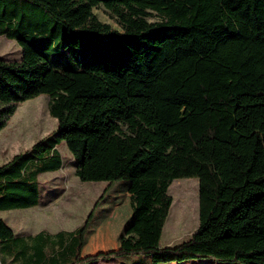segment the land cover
Returning <instances> with one entry per match:
<instances>
[{
  "label": "trees",
  "instance_id": "1",
  "mask_svg": "<svg viewBox=\"0 0 264 264\" xmlns=\"http://www.w3.org/2000/svg\"><path fill=\"white\" fill-rule=\"evenodd\" d=\"M0 36L22 50L0 59V131L40 95L56 120L0 165V212L39 204L60 142L81 182H105V193L127 181L131 209L117 249L88 256L94 209L55 234L19 236L0 219L1 264H264V0H0ZM49 43L56 55L42 53ZM181 178L198 181V226L161 246L167 189Z\"/></svg>",
  "mask_w": 264,
  "mask_h": 264
},
{
  "label": "rangeland",
  "instance_id": "2",
  "mask_svg": "<svg viewBox=\"0 0 264 264\" xmlns=\"http://www.w3.org/2000/svg\"><path fill=\"white\" fill-rule=\"evenodd\" d=\"M92 12L100 22L117 29L104 8L99 7ZM150 21L158 20L153 17ZM58 36L62 37V33L60 32ZM44 45L46 49L42 53L56 55L52 43ZM21 56L22 50L18 43L0 36V59L19 61ZM85 59L86 55L83 54L81 61ZM48 102L47 95H40L17 106L14 114L0 131V165L8 162L13 156L29 150L32 145L56 129V120L48 112ZM45 143L48 144L47 141ZM57 150L62 158L61 169L38 176L40 205L29 209L0 212V219L19 236L35 234L41 230L55 233L62 230L73 231L80 227L94 209L85 232L82 256L117 249L120 238L131 223L127 188L129 183L115 182L103 193L107 186L105 182H81L75 176V160L63 142L59 143ZM167 194L171 198V205L162 230L161 246L186 241L198 226L197 179H175L169 185ZM145 260L146 257L135 256L117 258L115 261L117 264H150ZM193 262L227 264L201 260ZM92 264L115 263L100 260Z\"/></svg>",
  "mask_w": 264,
  "mask_h": 264
},
{
  "label": "crops",
  "instance_id": "3",
  "mask_svg": "<svg viewBox=\"0 0 264 264\" xmlns=\"http://www.w3.org/2000/svg\"><path fill=\"white\" fill-rule=\"evenodd\" d=\"M127 188H128V186H127ZM41 202V201H40ZM40 202H39V204L37 205V206H39L40 205ZM37 206H35V207H37ZM29 209V208H28ZM13 211V210H12ZM41 231H44V230H41ZM41 231H39V232H41ZM63 231V230H62ZM14 232V231H13ZM39 232H37V233H39ZM47 232V231H46ZM58 232H60V231H58ZM15 233V232H14ZM37 233H35V234H37ZM49 233V232H48ZM55 233H57V232H55ZM55 233H50V234H55ZM16 234V233H15ZM35 234H28V235H35ZM28 235H26V236H28ZM21 236H23V235H21ZM120 241V240H119ZM167 246H169V245H167ZM83 255V254H82ZM116 259H111V260H107V262L109 261V262H114L115 264H117V261H115ZM145 261H147V260H145ZM92 263H95V262H92ZM92 263H88V264H92ZM146 263H148V262H146ZM194 262H192V261H188V262H183V263H175V264H193ZM170 264H173V263H170Z\"/></svg>",
  "mask_w": 264,
  "mask_h": 264
}]
</instances>
